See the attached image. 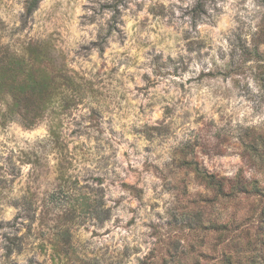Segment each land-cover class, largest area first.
Listing matches in <instances>:
<instances>
[{
	"label": "rangeland",
	"instance_id": "374dc122",
	"mask_svg": "<svg viewBox=\"0 0 264 264\" xmlns=\"http://www.w3.org/2000/svg\"><path fill=\"white\" fill-rule=\"evenodd\" d=\"M26 2L0 45L46 43L82 97L30 126L0 101V264H264V0Z\"/></svg>",
	"mask_w": 264,
	"mask_h": 264
},
{
	"label": "trees",
	"instance_id": "16d2710c",
	"mask_svg": "<svg viewBox=\"0 0 264 264\" xmlns=\"http://www.w3.org/2000/svg\"><path fill=\"white\" fill-rule=\"evenodd\" d=\"M40 0H27L25 14L30 15ZM46 43L27 44L24 53L9 51L0 45V101L6 103L8 113H17L25 125H34L44 114L45 110L55 101L60 100L70 105L73 96L68 92L78 90L74 86L73 77L67 73L64 63L56 65L50 56ZM256 56L264 52L255 51ZM260 79L264 80L263 75ZM79 89L75 96H81ZM257 143L242 142L244 149L259 159H264V141ZM192 169L206 187L217 196L233 195L235 193L262 192L254 179H246L239 174L232 179H224L217 174L208 172L198 166L196 161H184ZM261 216V215H260ZM259 216V217H260ZM260 228L264 230V215L261 216ZM226 225H219L225 229ZM221 264H235L231 256H226ZM255 264V263H254Z\"/></svg>",
	"mask_w": 264,
	"mask_h": 264
}]
</instances>
